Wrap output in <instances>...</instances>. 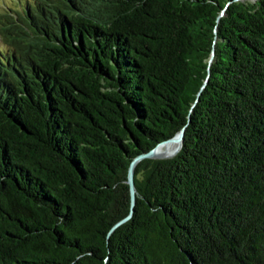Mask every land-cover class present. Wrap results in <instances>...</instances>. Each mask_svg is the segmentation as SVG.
Returning <instances> with one entry per match:
<instances>
[{
    "label": "trees",
    "instance_id": "1",
    "mask_svg": "<svg viewBox=\"0 0 264 264\" xmlns=\"http://www.w3.org/2000/svg\"><path fill=\"white\" fill-rule=\"evenodd\" d=\"M9 2L0 264H264V0Z\"/></svg>",
    "mask_w": 264,
    "mask_h": 264
},
{
    "label": "water",
    "instance_id": "2",
    "mask_svg": "<svg viewBox=\"0 0 264 264\" xmlns=\"http://www.w3.org/2000/svg\"><path fill=\"white\" fill-rule=\"evenodd\" d=\"M213 58V54L211 59ZM210 59V60H211ZM184 129L185 127H183L180 131H178L176 133L175 136L160 142L159 144H157L153 149H151L150 151L146 152V153H142L137 155L135 158H133V160L130 162L129 164V169H128V178H127V183L130 187V193H131V209L134 207L135 204V186H134V169L136 164L145 157L148 158H170L172 156H174L181 148L182 143H183V137H184ZM164 144H170V145H174L176 146V148L170 152V153H166L163 152L162 155L158 154L159 150L161 149L162 145ZM131 214H129L126 218H124L123 220H121L120 222H118L116 225L122 223L123 221H125L127 218L130 217Z\"/></svg>",
    "mask_w": 264,
    "mask_h": 264
},
{
    "label": "rangeland",
    "instance_id": "3",
    "mask_svg": "<svg viewBox=\"0 0 264 264\" xmlns=\"http://www.w3.org/2000/svg\"><path fill=\"white\" fill-rule=\"evenodd\" d=\"M5 3H10L9 0H0V15H2L3 13H5V9H4V4ZM172 145L170 144H165L161 147L160 151L161 152H168L171 149Z\"/></svg>",
    "mask_w": 264,
    "mask_h": 264
},
{
    "label": "bare ground",
    "instance_id": "4",
    "mask_svg": "<svg viewBox=\"0 0 264 264\" xmlns=\"http://www.w3.org/2000/svg\"><path fill=\"white\" fill-rule=\"evenodd\" d=\"M164 145H165V144H164ZM162 146H163V145H162ZM175 148H176V146H175V144H174V145H172L171 149H170L168 152H166V153H170V152H172ZM162 153H163V152H161V151L159 150L158 154L162 155Z\"/></svg>",
    "mask_w": 264,
    "mask_h": 264
}]
</instances>
